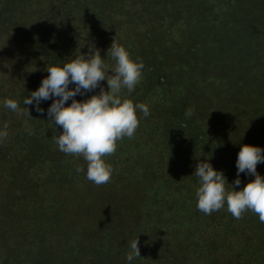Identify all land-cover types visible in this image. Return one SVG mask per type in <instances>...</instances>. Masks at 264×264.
Returning a JSON list of instances; mask_svg holds the SVG:
<instances>
[{
	"label": "trees",
	"instance_id": "1",
	"mask_svg": "<svg viewBox=\"0 0 264 264\" xmlns=\"http://www.w3.org/2000/svg\"><path fill=\"white\" fill-rule=\"evenodd\" d=\"M113 40L145 65L121 96L150 115L137 110L134 137L105 158L111 181L96 186L83 157L54 142L63 131L47 115L55 98L40 103L43 113L23 101L48 66L93 45L111 70ZM5 123L0 264H264V223L250 211L236 219L226 205L199 211L194 175L207 160L232 185L241 145L264 149V0H0V130ZM257 172L264 177V163ZM239 179L237 191L255 177ZM137 238L140 258L129 262Z\"/></svg>",
	"mask_w": 264,
	"mask_h": 264
},
{
	"label": "clouds",
	"instance_id": "2",
	"mask_svg": "<svg viewBox=\"0 0 264 264\" xmlns=\"http://www.w3.org/2000/svg\"><path fill=\"white\" fill-rule=\"evenodd\" d=\"M115 61L109 65L102 59L99 49L93 45L88 54H79L68 60L63 66H48L49 75L41 82L40 87L24 99V105L35 101L36 111L43 113L42 101L53 99L47 110L49 121L60 126L63 131L54 136V142L61 152L86 161V178L96 186L111 181L113 168L106 162V157L117 150V142L125 137L131 139L139 127L137 110L146 118L150 115L149 107L143 103L134 104L132 100L121 96L122 89L130 94L142 80L145 67L142 61L133 60L129 52L113 40L107 56ZM113 73L110 75L109 73ZM107 81L108 91L100 87L101 81ZM75 88L70 90L69 85ZM100 87L97 95H92L83 102L75 97ZM71 99V104L65 106ZM4 107L19 114L29 115V109H21L17 101L5 99ZM26 110V111H25ZM195 113L194 108L185 111L186 117ZM8 124L0 130V141L8 136ZM264 163V149L251 145H241L236 160L237 178L230 185L222 171L214 170L207 160L196 165L194 175L198 178L195 188L196 207L206 215H211L227 206V211L236 219H241L246 212L256 214L264 223V177L257 172V165ZM83 172L84 168L77 167ZM255 177L241 190L240 174ZM226 185L230 187H226ZM138 238L131 241L127 260L131 262L140 258Z\"/></svg>",
	"mask_w": 264,
	"mask_h": 264
},
{
	"label": "rangeland",
	"instance_id": "3",
	"mask_svg": "<svg viewBox=\"0 0 264 264\" xmlns=\"http://www.w3.org/2000/svg\"><path fill=\"white\" fill-rule=\"evenodd\" d=\"M1 190H2V189H1ZM1 190H0V192H1ZM69 204H70V203H69ZM70 206H71V205H70ZM64 219H65V218H64L63 216H61V217L59 218V220H58L59 224L62 226V230H63L62 232H64V229H63V226H64V222H63V221H64ZM29 224H30V222H29ZM66 225H67V223H66ZM71 226H72V224L68 223V226H67V228H68L67 230H68V231L71 230V228H72ZM54 228H56V227H54ZM13 235H15V234H13ZM63 237H64V238L67 237L66 233H65V235H63ZM11 238H12V236H11ZM28 238H31V235H30V234H29ZM64 238H63V239H64Z\"/></svg>",
	"mask_w": 264,
	"mask_h": 264
}]
</instances>
